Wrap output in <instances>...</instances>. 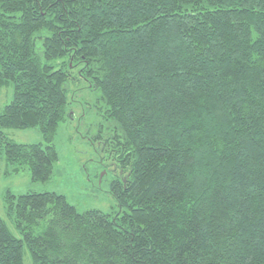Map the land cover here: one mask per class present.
Masks as SVG:
<instances>
[{
  "label": "trees",
  "instance_id": "16d2710c",
  "mask_svg": "<svg viewBox=\"0 0 264 264\" xmlns=\"http://www.w3.org/2000/svg\"><path fill=\"white\" fill-rule=\"evenodd\" d=\"M81 82L110 118L119 211L6 190L23 238L0 218V264H264V0H0L7 174L49 178Z\"/></svg>",
  "mask_w": 264,
  "mask_h": 264
},
{
  "label": "rangeland",
  "instance_id": "374dc122",
  "mask_svg": "<svg viewBox=\"0 0 264 264\" xmlns=\"http://www.w3.org/2000/svg\"><path fill=\"white\" fill-rule=\"evenodd\" d=\"M80 84L83 89L72 92L75 101L70 105L68 113L72 117L67 116L59 123L51 141L58 153V160L46 181H33L27 168L18 174H7L6 171H10L14 165L9 164L3 154L0 155V218L4 219L9 230L19 239L23 236L15 226L14 217L5 213L3 196L6 190L15 195L25 192L62 194L79 212L97 209L112 215L119 211L110 190L111 181L119 178L118 168L115 167L113 171L110 154L106 155L99 143L109 117L102 103L95 99L96 93L84 88L83 82ZM11 98L12 86L0 87V108L9 103ZM3 131L12 142L45 144L37 128H6ZM122 211L127 210L123 208ZM45 224L44 220L39 221L32 227V232H42ZM23 264H32L26 248Z\"/></svg>",
  "mask_w": 264,
  "mask_h": 264
},
{
  "label": "flooded vegetation",
  "instance_id": "af4514ba",
  "mask_svg": "<svg viewBox=\"0 0 264 264\" xmlns=\"http://www.w3.org/2000/svg\"><path fill=\"white\" fill-rule=\"evenodd\" d=\"M110 121V118H107V123ZM107 125V124H106ZM106 127V126H105ZM110 157V159L112 160L111 161V163H112V168H113V171H114V169H115V167H117L118 168V166H119V164H118V162L116 161V160H119V158H117V159H115V157H113L112 158V156H109ZM115 172V171H114ZM117 173V172H116ZM118 176H119V178H120V180H122V181H124L123 179V175H122V172H121V170L118 168Z\"/></svg>",
  "mask_w": 264,
  "mask_h": 264
}]
</instances>
